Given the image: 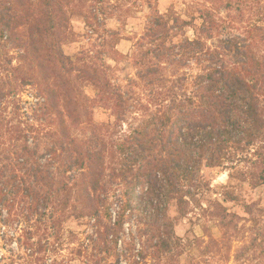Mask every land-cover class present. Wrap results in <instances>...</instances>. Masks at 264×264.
<instances>
[{
  "label": "trees",
  "instance_id": "16d2710c",
  "mask_svg": "<svg viewBox=\"0 0 264 264\" xmlns=\"http://www.w3.org/2000/svg\"><path fill=\"white\" fill-rule=\"evenodd\" d=\"M14 1L23 9L16 11L8 1L0 2V45L23 50L25 55L21 57L27 59L29 69L44 85L41 106L31 108L34 116L8 128L15 141H22L20 149L13 152L16 163L32 180L23 177L20 185L9 178L6 188L0 186L1 202L21 192L30 218L48 211L61 215L73 197L74 215H87L96 221L105 218L100 236L105 260L113 261L126 217L135 205L143 216L153 219L149 225L144 223L148 233L161 227L166 236H171L168 204L176 200L183 210L186 202L180 183L195 179L203 166L230 163L235 168L244 162L246 167L236 170L240 180L264 190V88L258 79H249L238 65L207 59L209 64L201 67L204 71L194 77L192 93L175 92L170 84L157 87L165 79L160 75L161 63H177L179 55L189 53L193 57L203 51L199 39L176 44L175 50L173 27L179 24L178 17L151 13L154 26L145 29L142 39H150L155 47L143 53L140 72L123 86L115 80L120 68L105 61L108 58L119 64L124 59L116 48V31L106 30L101 50L95 55L89 51L67 54L64 44L73 33L66 12L55 8L54 0H40L37 10L26 0ZM86 21L92 35L98 36L99 28ZM4 57L12 65L13 57L6 53ZM12 69L18 71L19 67ZM137 80L143 81L144 87L151 86L146 103L136 98L134 106L148 117L115 138L111 130L127 122L130 94ZM29 81L30 77H23L24 85ZM78 82L91 87L95 97L93 94L89 98ZM9 93L0 94V100ZM94 103L107 111V119L95 121ZM86 127L89 136L79 139L75 131ZM43 136L51 143L38 157V145L31 147L30 141ZM238 152L244 156L238 157ZM9 168L14 166L9 163ZM112 183L118 188L114 189ZM119 187V209L112 221L111 193ZM227 195L232 196L229 192ZM152 247L160 257L170 242L162 239Z\"/></svg>",
  "mask_w": 264,
  "mask_h": 264
},
{
  "label": "rangeland",
  "instance_id": "374dc122",
  "mask_svg": "<svg viewBox=\"0 0 264 264\" xmlns=\"http://www.w3.org/2000/svg\"><path fill=\"white\" fill-rule=\"evenodd\" d=\"M4 1L16 11L23 9L14 0H0L2 4ZM26 1L31 8L38 9L40 0ZM54 1L53 6L62 8L68 15L73 33L64 44L67 54L89 51L95 55L101 50L100 44L107 31L118 33L116 48L124 54V59L119 64L108 58L105 61L120 68L115 73V80L123 86L127 79L136 78L140 72L139 59L143 53L155 47L154 42L142 39V35L145 29L154 26L151 13L158 11L179 18V24L173 27L176 35L172 45L176 51L179 43L194 39H199L203 46L201 54L195 53L193 57L189 53L182 54L177 56V63H161L160 75L166 80L158 88L170 84L175 92L192 93L194 77L204 71L201 67L209 64L207 59L242 67L249 79H258L264 88V0ZM86 20L99 28L98 36L92 35ZM220 52L219 57L217 53ZM5 53L13 57L12 65L6 63ZM22 55H25L24 51L13 45H0V94L10 92L0 100V167L4 166L0 186L5 188L9 178L20 185L23 177L28 182L32 180L16 163L13 152L20 149L22 141H15L8 128L34 116L31 108H39L43 100L40 93L43 80L29 69L28 61ZM15 66L19 67L18 71L12 69ZM25 76L30 77L28 85L23 84ZM137 82L130 94L132 105L129 104L131 112L127 122L122 128L117 125L111 130L115 138L121 136L122 130L128 131L148 117V113L134 109V106L136 98L146 103L151 86L144 87L143 81ZM78 85L89 93V98L93 94L95 97L91 87H84L80 82ZM17 100L18 111L15 110ZM98 105L93 104L96 122L108 117L107 111ZM89 134V127L75 131L79 139H85ZM50 143L48 137L43 136L30 141V146L38 145L40 157ZM238 154V157L243 155ZM9 163L14 168H9ZM245 167L244 162L237 163L235 168L230 163L203 166L195 179L181 181L180 190L185 194L186 203L181 210L176 200L169 202L167 216L173 227L169 237L161 227L148 233L144 223L149 225L153 219L143 216L135 205L126 217L113 261L104 257L100 236L106 222L104 217L96 221L87 215H74V198L71 197L63 214L48 211L29 218L27 203L20 192L6 202L0 200V264H264V190L240 180L236 170ZM231 171H234L232 177L229 176ZM112 187L118 188L115 183ZM120 191L119 187L111 193L112 221L117 217ZM62 196L64 198L65 194ZM162 239H167L170 247L157 257L152 246Z\"/></svg>",
  "mask_w": 264,
  "mask_h": 264
}]
</instances>
